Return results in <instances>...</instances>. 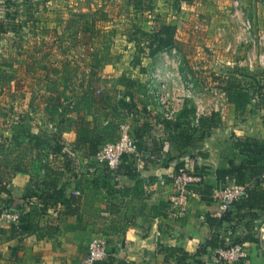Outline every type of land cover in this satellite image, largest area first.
<instances>
[{"label":"crops","instance_id":"0c3cea01","mask_svg":"<svg viewBox=\"0 0 264 264\" xmlns=\"http://www.w3.org/2000/svg\"><path fill=\"white\" fill-rule=\"evenodd\" d=\"M53 1L0 0V188L9 191L0 192V207L17 209L37 225L33 234L19 237L0 221V264H84L95 237L107 243L105 260L96 264H178L172 249L194 255L214 235L217 243L241 244L244 256L224 263L217 247L208 245L202 264H264V175L259 182L251 179V200L237 205L238 214L209 199L212 188L224 185L216 171L242 160L232 136L264 140V0H238L251 21L249 31L235 0L196 6L147 0L145 9L134 10V22L145 32L154 23L180 30L191 9L200 12L204 42L215 47L212 70L237 80L248 94L243 116L222 89L188 88L185 83L192 82L180 72L176 51L130 63L135 46L107 27L88 39L81 71L49 68L37 49L46 40L36 32L57 27L54 17L65 9L51 10ZM13 8L17 23L8 17ZM30 12L35 19L22 21ZM149 18L159 21L151 25ZM123 45L131 51L126 60L114 54ZM97 62L102 65L93 70ZM121 76L132 84L124 86ZM161 79L180 129L199 125L194 99L203 102V117L217 113L218 124L207 136L184 142L174 132L157 97ZM120 124L128 125L135 149L109 169L95 155L118 138ZM181 167L204 179L193 191L188 215L172 219L170 175ZM54 191L65 198L50 200ZM225 211L231 223L212 220Z\"/></svg>","mask_w":264,"mask_h":264},{"label":"rangeland","instance_id":"374dc122","mask_svg":"<svg viewBox=\"0 0 264 264\" xmlns=\"http://www.w3.org/2000/svg\"><path fill=\"white\" fill-rule=\"evenodd\" d=\"M54 1L55 4L52 5L54 8L51 10L55 11V7L57 6H61L65 9L61 17H54V20L58 23L57 27L46 28L36 32V36L39 34V38L42 37L46 40L43 42V46H39L37 49L43 52L42 59L44 61H42L47 63L49 68H55V65H57L62 70L81 71V65L88 62L84 58V56H87L90 52L88 39L93 36L94 30L97 33V37H100L106 27L111 29L116 35H124L127 41L129 37L135 39V41L131 42L135 46V52L133 55L134 58L131 59L130 63L137 61L139 57H143L139 49L144 53L149 51L146 48L148 39L142 38L139 34L131 35L132 24H135L134 10L136 8L145 9L147 0ZM182 1L193 6L198 4L203 5L204 2V0ZM191 11L189 20L182 24L180 30L177 29L179 40L185 44L184 53L177 52L180 55L178 68L180 72H182L184 78L190 80L194 86H198L204 81L208 83L204 88L209 89L211 87H216L214 84L215 82H212L209 76L210 73H214L212 70V60L215 57V47L211 50L206 42H204L206 22H203L202 14L192 9ZM12 14L13 16H11L10 21L12 23H17L19 19L17 18L15 9L11 10V15ZM26 16L27 18L22 21L35 19V16H33L31 12L29 15L27 13ZM149 19L151 21L150 24L159 21L157 18ZM159 25L160 24L154 23L152 30ZM194 25H196V27H194ZM152 30L148 33H151ZM13 32L15 31L13 30ZM124 47V45L116 47L118 51L114 52V54L118 52L125 56L123 58L126 60L127 55H129L131 51ZM98 50L100 51H98V53L102 52L99 46ZM169 50L170 49L164 50V52L171 53ZM172 52H175V50H172ZM67 64L69 65L67 66ZM100 65H102L101 62H97L94 65L91 64L93 70H98Z\"/></svg>","mask_w":264,"mask_h":264},{"label":"trees","instance_id":"16d2710c","mask_svg":"<svg viewBox=\"0 0 264 264\" xmlns=\"http://www.w3.org/2000/svg\"><path fill=\"white\" fill-rule=\"evenodd\" d=\"M190 1V0H185ZM13 16L11 13L8 15L9 19ZM14 30V29H13ZM15 31V30H14ZM16 32V31H15ZM139 34L142 38L148 39L146 48L149 50L147 53L143 51L139 52L143 54V57H152L164 50L173 49L176 52L184 53V42L180 41L177 36V29L173 25L160 24L154 27L151 33L143 31L136 24H132L131 35ZM128 41H135L133 38H128ZM137 46V45H136ZM211 72V71H210ZM211 81L215 82V86L225 91L228 95L229 102L233 103L236 110L240 116H243L246 109V104L248 101L247 92L240 86V83L233 79L231 76H224L217 73L209 74ZM119 82L124 86L132 84V81L126 79L124 76L119 78ZM213 84V83H212ZM208 83L202 82L200 87L207 86ZM168 123H174V132L184 139V142H189L193 139H202L207 136L210 130L217 126L218 119L217 113L212 112L209 116L201 117L199 119V125L197 127H186L185 129H180V125L172 121H166ZM233 145L238 150L239 154L242 156V160L238 165H235L233 160L228 161V166L224 170H217L216 177L217 180H221L222 183L227 181L234 182L239 185L247 186L248 196L245 199H241L234 203L229 209L230 211L237 212V205L239 203L249 202L251 200V188L250 181L253 179L255 182L262 180L264 175V140L256 139L248 136H232ZM4 191L9 193V191L2 187L0 192ZM65 198L64 194L60 191H54L52 195L49 196L50 200H57L58 198ZM209 199L211 200L210 196ZM259 205V204H258ZM258 208L260 207L257 206ZM2 208L0 207V213ZM225 211L221 216L220 220L213 218L217 224H221L223 221L228 224L233 220L231 218V212ZM23 214V213H22ZM19 218L17 225H11V232L19 237L27 234H33L37 230V225L32 219L22 215ZM246 238V237H245ZM236 243V241L224 240L221 243H217V236H213L210 241H204L194 255H189L182 250L172 249L171 255L176 253L178 264H202V259L206 256V246L210 245L212 247L228 249Z\"/></svg>","mask_w":264,"mask_h":264},{"label":"built area","instance_id":"2783aa9c","mask_svg":"<svg viewBox=\"0 0 264 264\" xmlns=\"http://www.w3.org/2000/svg\"><path fill=\"white\" fill-rule=\"evenodd\" d=\"M235 12L239 15L242 27L245 31L251 29V21L245 15L240 7L238 0L234 1ZM173 50V49H172ZM185 85L188 88L193 84L187 81ZM166 83L160 80L157 94L158 100L163 107V117L167 121L174 122L175 108L168 100V94L165 91ZM223 95V93H221ZM191 97V95H188ZM194 113L196 118L203 117L205 108L201 99H194ZM135 149V140L130 135V129L126 124L119 125V136L115 141L103 143L95 157L96 160L104 164L109 169H116L122 159V156ZM173 183V191L167 199V215L172 219H183L188 215L189 202L196 188L202 187L203 174L199 171L189 170L186 167L179 168L170 175ZM247 186L239 185L231 181H227L222 186L211 189L210 198L212 201L219 203L221 206L230 209L234 203L241 199L247 198ZM21 212L17 209L10 211L3 209L0 213V221H5L10 226L17 225ZM229 234V233H228ZM107 243L103 237H95L88 244L87 255L84 264H96L103 261L107 255ZM216 253L224 263H232L238 261L244 256V249L241 244H234L228 249L216 248Z\"/></svg>","mask_w":264,"mask_h":264}]
</instances>
